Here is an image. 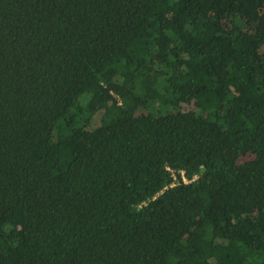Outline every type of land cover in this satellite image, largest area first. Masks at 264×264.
Masks as SVG:
<instances>
[{"label":"trees","instance_id":"trees-1","mask_svg":"<svg viewBox=\"0 0 264 264\" xmlns=\"http://www.w3.org/2000/svg\"><path fill=\"white\" fill-rule=\"evenodd\" d=\"M0 264H264V0H0Z\"/></svg>","mask_w":264,"mask_h":264},{"label":"built area","instance_id":"built-area-1","mask_svg":"<svg viewBox=\"0 0 264 264\" xmlns=\"http://www.w3.org/2000/svg\"><path fill=\"white\" fill-rule=\"evenodd\" d=\"M167 169H168L169 172L171 173V176H172V179H173V181H172V183L170 184V186H173V185H175L176 183L179 182V181H178V178H177V175H176L177 172L174 171L173 169L169 168V167H167ZM178 173H179V175H180V179H181L182 182L186 183V182L189 181V179L186 178V176L184 175V172H183L182 170H180ZM195 177H196V176H194L193 178H195Z\"/></svg>","mask_w":264,"mask_h":264}]
</instances>
